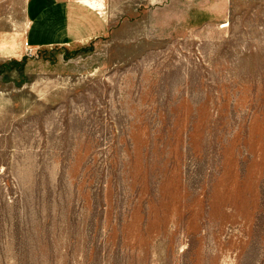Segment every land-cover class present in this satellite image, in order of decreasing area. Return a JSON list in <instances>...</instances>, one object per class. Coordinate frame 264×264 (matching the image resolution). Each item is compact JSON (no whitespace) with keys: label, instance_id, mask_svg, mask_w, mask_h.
I'll return each instance as SVG.
<instances>
[{"label":"rangeland","instance_id":"1","mask_svg":"<svg viewBox=\"0 0 264 264\" xmlns=\"http://www.w3.org/2000/svg\"><path fill=\"white\" fill-rule=\"evenodd\" d=\"M97 1L34 50L0 0V264H264V0Z\"/></svg>","mask_w":264,"mask_h":264},{"label":"crops","instance_id":"2","mask_svg":"<svg viewBox=\"0 0 264 264\" xmlns=\"http://www.w3.org/2000/svg\"><path fill=\"white\" fill-rule=\"evenodd\" d=\"M101 7L97 0H26V45L41 50L102 38L108 24Z\"/></svg>","mask_w":264,"mask_h":264}]
</instances>
